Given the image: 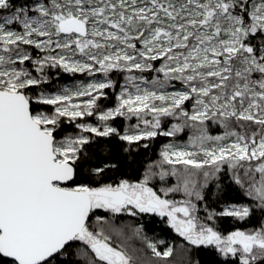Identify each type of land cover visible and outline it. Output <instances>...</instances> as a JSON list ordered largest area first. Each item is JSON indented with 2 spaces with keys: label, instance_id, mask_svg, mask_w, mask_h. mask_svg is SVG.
<instances>
[{
  "label": "snow or ice",
  "instance_id": "obj_1",
  "mask_svg": "<svg viewBox=\"0 0 264 264\" xmlns=\"http://www.w3.org/2000/svg\"><path fill=\"white\" fill-rule=\"evenodd\" d=\"M169 117L179 122L165 128ZM186 129L143 178L106 182L113 140L130 152ZM157 176L176 183L155 190ZM98 209L166 218L220 264H264V0H0V264H65L75 242L84 264H136L105 217L90 228ZM256 213L250 229L216 223Z\"/></svg>",
  "mask_w": 264,
  "mask_h": 264
},
{
  "label": "trees",
  "instance_id": "obj_2",
  "mask_svg": "<svg viewBox=\"0 0 264 264\" xmlns=\"http://www.w3.org/2000/svg\"><path fill=\"white\" fill-rule=\"evenodd\" d=\"M73 77L68 74H62L59 83H71L73 82ZM76 79V77H75ZM122 82V77L119 78ZM164 123L163 127L167 128L172 122L177 121L174 118H163ZM119 123H125L123 118H119ZM170 123V124H169ZM209 134H220L223 129H221L218 125L207 123ZM67 131H72V128H68ZM192 131L186 129L184 132L179 134V138L182 140L186 138V136H190ZM173 138L172 137H157L152 141H145L144 143H148L149 147L147 149L137 146H133L130 152H124V148L127 145L124 142H120L118 140H113L112 145L115 146V159L112 161L117 164V168L110 172L109 179L106 182H115L119 179H129L130 181L136 182L139 179L143 178L145 175L146 169L150 164L154 162H159L160 156L159 152L165 143H169ZM154 171H159V169H154ZM222 183L226 186V196L228 198L237 197L238 195L241 197L239 201L233 202H245L246 198L242 197V194L239 193V190L235 185H232L228 182L227 176H224L222 179ZM151 186H154L155 190H159L161 187L171 186L174 184L172 182L171 177H166L163 183L159 180V177H155L149 183ZM215 191V184H211L210 188L207 190V203L210 208H217V203L214 201L212 197V192ZM201 211L199 212L200 216H204L203 212L204 204L199 205ZM134 225L135 228L139 230V235L144 238V241L141 242L139 238H135L134 247L138 253V255H142L143 259L148 262V255L146 253V247L148 242H154L159 250H163L165 246H171L173 248V254L168 258L166 264H189V261H192L193 264L195 261H199L200 264H220L222 261V257H219L214 249L210 248H196L194 246L186 245L182 239L176 236L172 230L166 227L161 220L157 219L155 216H146L143 218H133L127 217ZM125 218V219H127ZM262 219L259 213L253 215L248 221H233L232 218H224L223 220H217V224L221 230L225 232L235 230L236 228L240 229H250L259 225L260 220ZM126 222V223H125ZM90 225L93 224V216L90 220ZM114 225H117L119 228L125 225H130V222L123 221L121 223L114 222ZM121 229V228H120ZM159 241L163 243L159 244ZM144 243V244H143ZM81 242H75L71 249V253L69 257L66 259L65 264H84L85 258L83 256L77 255V252L80 250H85ZM183 249V251L181 250ZM90 252V250H87ZM90 256V254H88ZM92 257V255H91ZM152 263L155 261L154 258H151Z\"/></svg>",
  "mask_w": 264,
  "mask_h": 264
},
{
  "label": "rangeland",
  "instance_id": "obj_3",
  "mask_svg": "<svg viewBox=\"0 0 264 264\" xmlns=\"http://www.w3.org/2000/svg\"><path fill=\"white\" fill-rule=\"evenodd\" d=\"M75 77H76L77 80H82V79L85 78L81 74H77ZM71 83H73V82H71ZM71 83H68V84H71ZM176 83H177V86H179V82H176ZM63 84H67V83H63ZM175 122H179V121H174L172 123H175ZM179 134H177V137H172L173 139L170 142L177 143V144H182V143H184V142H186L188 140V137H189L188 135L186 136L185 139L182 140L181 138H179ZM213 135H216V134H213ZM169 177H171L172 182L175 184L176 183L175 177H172V176H169ZM161 182L163 183V186H164V181H161ZM149 186H151V185L149 184ZM168 198L179 200V199L182 198V194H179V193L170 194ZM99 211L101 212L99 216H103V217H105L108 220V223L104 224L103 228H104L105 234H107V235H109L111 237V243L113 244V246H119L120 248H123L124 250H126L133 257L134 261H136V264H150V262L152 263L150 257L154 258V260H155L153 262V264H166L165 260H168L169 257L168 258H161V257L154 256L152 254V252H151V249H149L146 245H145L146 253L148 255L149 261L146 262L143 259L142 255H138V253H137V251H136V249H135V247L133 245L135 243L134 240H135V238H139V240L141 242H143L144 238H141L142 236L141 237L140 236L135 237L138 229L135 228L134 225L129 220V218H127V217H131V216L122 213V214H117L116 217H113L111 213H106L103 209H100ZM95 217L96 216L93 215V224L90 225V228H92L93 230H98L101 227V225L96 223ZM125 218L128 219V221L130 222V225H125L123 227H120L121 229L117 225H114V222H118L119 221V223H121L123 221H127V219H125ZM114 229H118L119 231H115ZM171 230L174 231L173 229H171ZM175 235L183 240L182 243L188 245V243L186 241H184V239L182 237H180L176 232H175ZM160 243H161V241H159V244ZM83 247L86 249V246H83ZM168 247H171V246H165L163 248V250H159V248L157 246V250L158 251H164ZM87 250H90V249H87ZM181 250L183 251V249H181ZM79 251L82 253L84 250H82L80 248ZM88 254H90L89 257H91V255L94 256V254H92L91 251L88 252ZM79 256H82V255H78V257Z\"/></svg>",
  "mask_w": 264,
  "mask_h": 264
},
{
  "label": "flooded vegetation",
  "instance_id": "obj_4",
  "mask_svg": "<svg viewBox=\"0 0 264 264\" xmlns=\"http://www.w3.org/2000/svg\"><path fill=\"white\" fill-rule=\"evenodd\" d=\"M100 209H98V210H95V215L94 216H99L100 215V211H99ZM155 216V217H157V219H159V220H161L162 221V223L166 226V227H168V228H170L169 227V225L167 224V220H166V218H161V217H159V216H156V215H154V214H139L137 217H133V218H143V217H146V216ZM171 229V228H170ZM174 234H175V232L174 231H172Z\"/></svg>",
  "mask_w": 264,
  "mask_h": 264
}]
</instances>
